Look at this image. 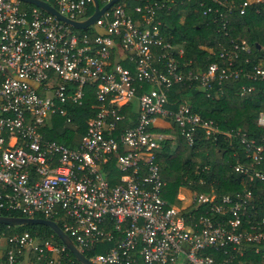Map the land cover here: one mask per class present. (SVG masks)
<instances>
[{"label":"built area","instance_id":"built-area-1","mask_svg":"<svg viewBox=\"0 0 264 264\" xmlns=\"http://www.w3.org/2000/svg\"><path fill=\"white\" fill-rule=\"evenodd\" d=\"M43 1L71 20L95 9L94 0ZM109 1L97 0L98 7ZM134 1L133 14L127 0H117L79 29L33 3L0 0V212L59 221L83 253L111 243L87 257L94 264H247L250 254L264 264V214L247 217L256 212L252 185L264 181V143L242 130L220 131L185 99L175 109L169 100L182 84L209 94L228 79L264 80V52L250 68L248 57L237 64L252 49L244 38L228 36L235 2L194 0L228 40L218 43V60L187 68L184 41L165 31L162 19L183 0ZM263 3L242 0L238 7L258 11ZM253 88L243 85L242 93ZM89 89L93 114L80 133L71 110ZM128 106L133 117L123 112ZM158 117L189 146L201 135L234 139L244 153L233 166L240 190L195 191L187 206L170 203L158 161L170 136L156 130ZM124 119L132 124L120 126ZM257 124L264 127L263 112ZM58 126L74 134L71 145L44 136ZM8 229L0 227V264L69 260L63 243Z\"/></svg>","mask_w":264,"mask_h":264},{"label":"trees","instance_id":"trees-1","mask_svg":"<svg viewBox=\"0 0 264 264\" xmlns=\"http://www.w3.org/2000/svg\"><path fill=\"white\" fill-rule=\"evenodd\" d=\"M127 1V9L133 14L132 7L136 2ZM233 1L236 5L230 15L228 36L233 38L240 36L251 46V53H241L236 62L242 65L244 57H248L247 66L250 68L249 65L260 59L264 52V3L259 6L258 11H255L253 7H248L241 13L238 4L242 0ZM167 11L164 10L162 13L163 28L170 32L175 40L184 41L182 61L188 64L187 68L203 69L210 62L218 60V43L228 40V37L223 35L220 23L211 21V15L202 14L201 8L194 0L178 2ZM208 46L212 47L213 52L206 48ZM250 84L254 86L253 90L242 93V86ZM177 88V92L172 90L169 93V100L173 102L170 106L172 109L176 108V102L185 99L190 103L194 112L199 113L205 119L213 120L220 131L242 130L250 138L264 143V127L257 124L259 114L264 113V80L228 79L220 85L214 84L209 94L207 91L193 86L189 87L187 84L179 85ZM92 101L93 93L89 89L85 94L83 104L76 105L71 110L73 119L81 124L78 129L80 133L84 129L85 118L93 114V110L90 109ZM123 112L127 117L134 116L129 106ZM56 122H60V119L56 118ZM129 124L131 125L132 122L128 123L124 119L120 126ZM59 127L46 129L44 136L71 145L74 134L67 129H59ZM173 132V138L176 139L174 148L173 146L171 148L168 139H164L162 148L158 150V161L162 167L161 174L165 179L162 194L170 203L180 205L177 193L179 187L183 185L196 192H209L213 189L217 193H233L240 190L243 186L241 176L234 171L233 166L238 159L244 160V153L234 139L230 142L227 138L228 141H226L222 133H216L215 139L213 135L209 138L201 135L193 146H189L176 126H173ZM200 133L202 134L201 131ZM202 147L207 148L206 152L200 151ZM191 165H197L198 170L192 169ZM252 189L256 195L254 198L256 212L248 210L249 219L264 214V181L256 180ZM0 215L19 216L20 214L2 211ZM35 216L43 217L44 215L36 214ZM57 223L61 225L59 221ZM0 227L6 228L7 225L0 223ZM8 230L9 232L27 230L62 243L53 230L45 224L9 225ZM110 245L111 243L96 244L92 249L85 250L84 254L86 257H91L94 253L104 251ZM66 251L69 260L64 261V264H81L68 249ZM247 260V264H262L256 255L250 254Z\"/></svg>","mask_w":264,"mask_h":264},{"label":"water","instance_id":"water-1","mask_svg":"<svg viewBox=\"0 0 264 264\" xmlns=\"http://www.w3.org/2000/svg\"><path fill=\"white\" fill-rule=\"evenodd\" d=\"M26 2L33 3L42 7L43 9L47 10L49 13L54 14L57 18L71 24L75 28L84 29L92 24L95 19L103 13V11L108 8L113 2L117 0H110L101 8L98 7L97 0H94L95 9L94 12L84 20H71L60 14L53 6L47 4L43 0H23ZM0 223L6 225H20V224H27V223H40L45 224L50 227L53 232L57 235V237L61 240V242L67 247V249L72 253V255L82 264H94L92 263L83 252H81L77 246L75 245L73 239L63 231L60 225L49 218L43 217H25V216H8V215H0Z\"/></svg>","mask_w":264,"mask_h":264},{"label":"crops","instance_id":"crops-1","mask_svg":"<svg viewBox=\"0 0 264 264\" xmlns=\"http://www.w3.org/2000/svg\"><path fill=\"white\" fill-rule=\"evenodd\" d=\"M155 124H156V127H155L156 130L162 131V132L163 131L166 132L165 134L167 136H170V138H171L172 133H168V132H169V129L171 130L173 128H172L171 123L169 122V120H167L165 118L158 117L156 119ZM224 138L227 139V137L225 135H224ZM171 139H173V137ZM226 141H228V139ZM174 145H173V147H174ZM194 192L195 191L191 190V188H189L186 185L180 186L179 189H178V193H177V198L180 200V203H179L180 206H187V205H189L190 202H191V198H192Z\"/></svg>","mask_w":264,"mask_h":264},{"label":"rangeland","instance_id":"rangeland-1","mask_svg":"<svg viewBox=\"0 0 264 264\" xmlns=\"http://www.w3.org/2000/svg\"><path fill=\"white\" fill-rule=\"evenodd\" d=\"M184 18V17H183ZM136 103V100H134V104ZM172 126V125H171ZM168 131V130H167ZM164 132V131H163ZM164 133H166V132H164ZM168 133H172V135L174 136V132H173V129H169V132ZM168 140H169V142H170V146H171V148H172V146L176 143L175 142V140H174V138L173 139H171V138H167ZM175 146V145H174ZM174 148V147H173ZM206 150H207V148H205V147H202L201 149H200V151L201 152H206ZM204 155V154H203ZM193 166H195V165H191L190 167L193 169ZM188 171H190V169L188 170ZM188 174H189V172H188ZM186 176V175H185ZM187 181L189 180V178L188 179H186Z\"/></svg>","mask_w":264,"mask_h":264}]
</instances>
